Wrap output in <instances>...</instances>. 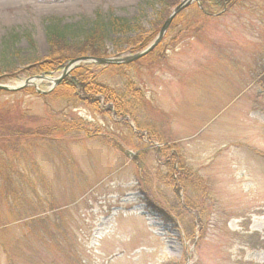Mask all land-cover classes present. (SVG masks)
<instances>
[{
    "label": "rangeland",
    "instance_id": "obj_1",
    "mask_svg": "<svg viewBox=\"0 0 264 264\" xmlns=\"http://www.w3.org/2000/svg\"><path fill=\"white\" fill-rule=\"evenodd\" d=\"M183 1L0 0L4 83H23L49 58L48 18L129 20L133 32L104 46L105 58H122L151 43ZM202 1L155 54L97 70L128 116L100 94L90 97L107 113H93L80 91L1 92L0 264H264V84L250 79L264 70V0H220L213 14ZM75 115L98 137L45 134ZM28 130L38 136L16 134Z\"/></svg>",
    "mask_w": 264,
    "mask_h": 264
},
{
    "label": "trees",
    "instance_id": "obj_2",
    "mask_svg": "<svg viewBox=\"0 0 264 264\" xmlns=\"http://www.w3.org/2000/svg\"><path fill=\"white\" fill-rule=\"evenodd\" d=\"M169 1L170 0H166V2ZM202 2L203 3L201 4L204 6V10L208 14H213L214 12H217L218 9L223 10V5L220 0H203ZM206 12L204 13V15L208 16ZM168 16L166 15V18ZM83 25L84 24L81 23L64 24L61 19L48 18L46 20V35L50 48L49 58L41 61L37 60L35 63H33L31 66L27 67L24 70L25 74L29 77L41 74L54 75L59 72L61 73L64 68L68 65V63L73 59L83 56H92L96 58L104 57L107 55V51L104 47L105 42L111 35L116 34L126 36L134 30V27L132 26L129 20L118 19L110 16L106 17L102 14H98L95 20L88 22L85 26ZM82 26L85 28L86 31ZM78 29H83L84 35L82 39L75 41L73 38H71L72 36L70 35V33ZM77 41L78 43H75ZM149 43L150 42H148L147 44H142V46L144 45L146 47ZM4 46H7L6 41L4 43ZM159 46H162V43ZM100 68L102 67L99 65L82 64L80 67L73 71V77L69 78V80L68 78L63 80L61 84L56 88V91H53L52 95L64 96L66 95V91L70 92L71 90L73 94L76 93V91H80L81 94H76L75 97L78 98L82 103L86 104L93 113H107V111H102L99 107L100 100L98 98L93 99L90 97L92 96V94H100L105 97L107 103L112 102L115 105V113L118 117L128 116L129 114L127 110L123 107L122 103L120 102V99L116 98L117 96L115 95V92L109 87L104 86L103 84L97 81V70ZM2 73L12 72L7 71V69L5 68H0V75H2ZM254 77L255 79L253 77L250 79L254 81L257 79V82L264 84V70L259 74V76L257 75ZM249 80L246 81L249 82ZM26 91L32 92L29 89H27ZM59 133H80L89 139H94L98 137V134H100V132L94 128L93 123L77 115L70 117L69 119L67 117L64 119L57 120L54 127L46 130L45 134L47 136H54L55 134ZM16 134L27 137L38 136L36 130L17 132ZM115 140H113V146H115L117 149L122 150L118 141ZM202 205L204 206L203 203L197 205L196 208L198 211H200ZM187 208H190L189 210L195 211L189 204L184 205L183 211L185 212Z\"/></svg>",
    "mask_w": 264,
    "mask_h": 264
},
{
    "label": "water",
    "instance_id": "obj_3",
    "mask_svg": "<svg viewBox=\"0 0 264 264\" xmlns=\"http://www.w3.org/2000/svg\"><path fill=\"white\" fill-rule=\"evenodd\" d=\"M193 1L196 0H185L183 1L179 6H177L172 14L170 15V17L167 19V21L165 22V24L163 25L157 39L155 40L154 43H152L149 47H147L145 50H143L142 52L132 55V56H128V57H122V58H93V57H81L78 59H74L72 61H70V63L68 64V66L65 68L63 74L61 77L57 78V79H51L45 75H41V76H37L35 78H30L28 79L26 82H24V84L19 85L17 87H10L9 85L3 84L1 82V79L3 77L0 78V91H10V92H14V91H19L25 87H29V86H35L33 84V80L34 79H40V80H49L50 82L53 83V86L56 87L57 85L60 84V82L69 75V73L76 67H78L81 63H95V64H100V65H104V66H108V65H120V64H129L135 61H138L139 59L145 57L146 55H148L150 52H152L156 46L160 43V41L162 40V38L164 37L166 31L168 30L171 22L173 21V19L180 13L182 12L184 9H186ZM53 87V88H54ZM52 88V89H53ZM36 91L41 93V94H45L44 92H42L41 90H39L38 88H36Z\"/></svg>",
    "mask_w": 264,
    "mask_h": 264
},
{
    "label": "bare ground",
    "instance_id": "obj_4",
    "mask_svg": "<svg viewBox=\"0 0 264 264\" xmlns=\"http://www.w3.org/2000/svg\"><path fill=\"white\" fill-rule=\"evenodd\" d=\"M34 84H37L35 81H33Z\"/></svg>",
    "mask_w": 264,
    "mask_h": 264
}]
</instances>
